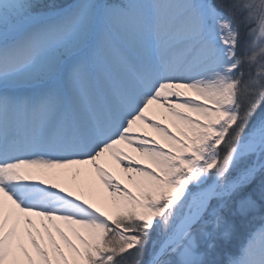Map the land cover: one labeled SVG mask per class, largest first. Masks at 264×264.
I'll return each instance as SVG.
<instances>
[{
	"label": "snow or ice",
	"instance_id": "obj_1",
	"mask_svg": "<svg viewBox=\"0 0 264 264\" xmlns=\"http://www.w3.org/2000/svg\"><path fill=\"white\" fill-rule=\"evenodd\" d=\"M0 264H264V0H0Z\"/></svg>",
	"mask_w": 264,
	"mask_h": 264
},
{
	"label": "rangeland",
	"instance_id": "obj_2",
	"mask_svg": "<svg viewBox=\"0 0 264 264\" xmlns=\"http://www.w3.org/2000/svg\"><path fill=\"white\" fill-rule=\"evenodd\" d=\"M258 226H259L258 224L253 225V227H258ZM236 243H239V240H237Z\"/></svg>",
	"mask_w": 264,
	"mask_h": 264
}]
</instances>
